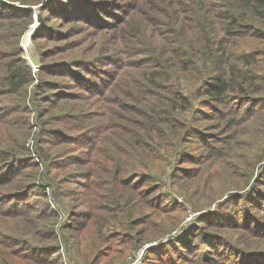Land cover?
Instances as JSON below:
<instances>
[{
    "label": "rangeland",
    "instance_id": "rangeland-1",
    "mask_svg": "<svg viewBox=\"0 0 264 264\" xmlns=\"http://www.w3.org/2000/svg\"><path fill=\"white\" fill-rule=\"evenodd\" d=\"M7 2L24 5L0 0V4ZM44 2L31 5L28 23L11 17L0 19V47L4 50L0 69L7 68L16 55L31 74L17 91L4 88L0 92V140L7 134L22 135L25 152L21 153L37 157L20 178L0 183V192L20 189L18 181L26 183V188L31 180L40 187L31 188L27 196V190L22 189L18 203L25 202L31 210L22 204L12 215L9 205L14 201L0 203V261L8 264L16 258L13 249L23 258L21 246L29 242L53 241L37 234L44 221L53 220L59 234V227L64 228L68 247H60L62 258L45 252L38 255L55 257L60 264H122L144 246L138 264H184L186 260L192 264H264V107L261 114L252 110L264 105V100L244 105L243 114L236 116L230 127L203 105L205 94L202 102L192 99V109L179 112L181 132L174 144L171 139L172 145L162 150L165 161L161 168L148 167L152 176L148 184L155 182L165 196L162 219L166 232L157 236L156 226L147 225L150 239L135 246L116 243L111 235L120 239L133 236V230L118 222H128V214L134 218L145 211L125 205L117 196L120 177L133 169L124 158L125 123L131 116L130 103L136 100L119 94L120 85L108 91L110 82L107 84L113 65L118 64L119 70L130 76L147 57L140 46L129 43L135 39L134 30L121 21L111 22V15L123 16L128 5L130 13L136 0H50L43 8ZM8 12L24 11L11 8ZM154 29L148 25L137 36L143 34L145 48L150 43L162 55L170 54L175 47L174 34L160 36ZM174 33L184 34L180 29ZM160 37L170 38L164 43ZM125 38L129 42L123 44ZM89 69L94 73L85 72ZM247 69L264 76L263 56ZM181 82L186 90L193 84ZM130 93L136 94L137 88ZM5 97L8 105L2 102ZM233 99L230 95L229 100ZM25 163H17L16 169ZM116 165H121L119 172ZM143 189L127 188V193L137 195ZM40 208L48 213L39 214ZM240 225L247 228L237 227ZM101 233L110 235L107 247L95 244ZM183 233L184 242L178 243L174 238ZM236 245L258 246L262 252L237 255ZM17 264H24V259Z\"/></svg>",
    "mask_w": 264,
    "mask_h": 264
},
{
    "label": "trees",
    "instance_id": "trees-1",
    "mask_svg": "<svg viewBox=\"0 0 264 264\" xmlns=\"http://www.w3.org/2000/svg\"><path fill=\"white\" fill-rule=\"evenodd\" d=\"M17 1L24 5H15L12 2L0 4L1 20L11 17L15 20L22 19L23 22L28 23L31 21V5L44 0ZM49 1L45 0L43 8L48 6L46 2ZM133 5L130 13L127 11L128 7L130 8L128 5L124 9L123 16L111 15L113 19L111 22L121 21L130 30H134V41L129 42L125 38L122 43L129 42L131 46L133 44L140 46L141 51L147 57L143 60V64H138V67L132 70L130 76L120 71L118 64L113 65L111 68L112 77L108 79L107 83L110 82L109 87L107 86L108 91L113 86L117 88L120 85L119 94L133 96L136 100L135 104L130 103L129 114L131 116L125 123L128 134H126L127 143H125L127 153L124 158L133 169L125 176L120 177L117 196L121 201L125 200L123 202L125 205L135 209L145 208V211L136 214L134 218H130L128 214L126 217L128 222L126 220L118 222L133 230V236L124 239L114 238L111 235L116 243H122L123 246H135L143 240L150 239L151 237L146 231L147 225L156 226L155 228L159 230L157 236L167 230L163 224L165 219H162L163 212L165 213V205L162 203L165 196L160 192L155 182L148 184L152 180L148 167L160 169L165 161L162 150L178 140L182 125L179 112L189 110L194 98L202 102V94H205L207 99L203 105L212 110V115L215 118L225 120L227 126L231 127L234 125V118L243 114L240 110L241 108L243 110L244 105L264 100V76L247 69L251 64L257 63L261 56L264 58V0H136ZM11 8L14 10L23 9L24 12L9 13L8 10ZM148 25L154 27L153 31H156L160 36H163L162 33L174 34L172 42L175 47L170 54L162 55L157 50L158 47H154L150 43L149 47H144L143 34L140 33L137 36V33L139 30L144 32ZM174 29H180L184 34L175 35ZM122 32L125 30L122 29ZM160 38L165 43L170 37ZM16 43L17 41L14 42V44ZM137 48L131 54H134ZM123 50L128 53V50ZM3 51L0 47V59L4 58ZM0 70V92L4 88H10L7 91H17L28 83L31 75L30 69L19 58H16V55L7 63V68ZM85 72L94 73L90 69ZM183 80L193 82L188 90L183 87L181 82ZM107 87L99 91L106 90ZM133 88H137L136 94L130 93ZM143 92L146 93L143 94ZM119 94L115 96L117 102L120 101ZM230 95L235 99L229 100ZM2 102L8 105L9 99L5 97ZM261 106L264 107L260 104L255 105L252 110L259 112ZM14 108L6 109L14 110ZM261 112L257 114H261ZM3 115L10 120L8 113ZM94 126L96 124H93ZM101 128L105 129V124H102ZM5 138L0 140V183H8L20 178L27 167L35 164L34 160L37 158L34 155L26 157L21 153L25 152V138H22V135L17 137L7 134ZM128 151L133 153H128ZM21 161L27 162L26 165L22 168L18 165L16 169V164ZM179 167L181 165H178L177 169ZM120 168L121 165L114 167L118 172ZM132 172L135 174L129 179ZM31 181L28 182L30 185L27 188L26 183L18 181L16 185L20 189L0 192V203L3 204L8 200L14 201L9 205L10 212H13L12 215H16L22 204H24L22 206L24 209L31 210L30 205H25V202L18 203L23 193L22 189L27 190L25 192L27 196V192L36 186V183ZM37 188L40 189V187ZM127 188L144 189L137 195H130L127 193ZM37 210L39 214L48 213L44 208ZM65 211L67 212L68 209L66 208ZM247 212L245 210V213ZM44 222L46 224L38 227L37 234L41 239H52L53 241L29 242L24 248L21 246L20 253L23 258H20L17 250L13 249L16 258L9 260L8 264H17L20 259H24V264H60L56 259L63 257L60 247L67 248L70 241L66 233H63L64 228L59 227L62 230L59 234L57 224L53 220ZM237 227L247 228L246 225ZM183 235L184 233L174 239H177L178 243H183ZM253 237L257 238L256 235ZM110 241V235L101 233L95 244H99L101 247L102 244H105L103 246L107 247ZM168 242L170 243V241ZM154 250L153 252H155ZM235 250L237 255L243 252L252 255L255 252L252 250L262 252L258 246L248 248L236 245ZM121 251L122 249L118 252ZM41 252L53 254L56 258L39 256L38 254ZM223 262L219 264H225ZM187 263L192 264V261H184V264ZM0 264L6 263L0 261Z\"/></svg>",
    "mask_w": 264,
    "mask_h": 264
},
{
    "label": "built area",
    "instance_id": "built-area-1",
    "mask_svg": "<svg viewBox=\"0 0 264 264\" xmlns=\"http://www.w3.org/2000/svg\"><path fill=\"white\" fill-rule=\"evenodd\" d=\"M147 245L148 244H146V246ZM150 245H152V244L150 243ZM144 248H145V246L140 248L139 250H137L133 254L128 255L126 257V260L122 264H138L141 261Z\"/></svg>",
    "mask_w": 264,
    "mask_h": 264
},
{
    "label": "water",
    "instance_id": "water-1",
    "mask_svg": "<svg viewBox=\"0 0 264 264\" xmlns=\"http://www.w3.org/2000/svg\"><path fill=\"white\" fill-rule=\"evenodd\" d=\"M169 236H171V234H169Z\"/></svg>",
    "mask_w": 264,
    "mask_h": 264
}]
</instances>
